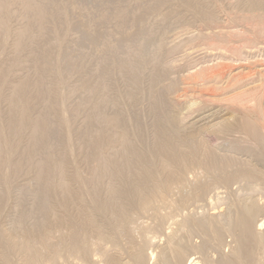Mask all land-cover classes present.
<instances>
[{
	"label": "rangeland",
	"instance_id": "obj_1",
	"mask_svg": "<svg viewBox=\"0 0 264 264\" xmlns=\"http://www.w3.org/2000/svg\"><path fill=\"white\" fill-rule=\"evenodd\" d=\"M67 2H68V4H71V5L72 4L77 5L78 9L77 10L73 9L72 11H68V13L65 17H58L57 16V18H48L47 25H46V27L49 28L51 35H53L52 40L57 41V42L58 41L61 42V50H60V53H58L59 56L57 57L56 62L58 63L59 68H60L58 70H61L62 72L60 71V74L61 73L62 74L59 77H56V78L54 77V81H55L54 84L57 85L59 90H61L62 95L60 96L59 99L57 98L56 104L58 106H60L61 104H65V103L67 104L68 103L69 105L67 104V107L65 106L66 104L63 106H65L66 108L73 110V111H77V109H75V108L80 107L81 110L78 109L79 112L77 114L79 115V113H81L82 117H86L87 112H86V109L84 112V108H87V111H88V108L91 107L90 102H92L93 100H94L93 102H95L97 99H99L96 101L97 103H98V101H100V99H101V101H100L101 103L104 102V101H102V99H104L105 93H103V94L101 93L104 96L100 95L101 91H98V93H97V89H95L96 88L95 82H98V81H94V80L98 79V77L96 78V76H98V74L96 75V72L98 71V69L94 66L95 65L97 66V64L99 66V64L101 62L100 60L103 58H105V61H106V59H107L106 57L108 55V54L105 55L103 53L101 54V51H102L101 50V44H102L103 40L110 42L111 45L117 47V49L120 48V51H118V50L115 51L116 53L111 56V58L115 56L117 59L115 57L112 59L108 58L107 62L109 64H106L107 62H105L104 63L105 66H103L106 68L109 67V70L108 69L106 70L107 71L106 73L107 74L109 73V75L111 76V77H109L111 80L109 83H112V82H115V83L117 82L118 84L120 83L119 84L120 87L118 86L119 87L118 89L116 88L117 87L116 85H118V84L117 83H116V85L114 84L116 87H113L114 85L112 83V85H110V87H112L111 88L112 91L110 90L108 95H110L112 97L114 95L113 93L115 90L121 92L122 90H119V89L120 88L122 89V87H124L125 84H127L129 82H131L130 85L135 84V86L137 88V89L134 88L133 89L134 92H132V95H133V93L136 94V95L132 96V97H134L133 104H132L133 107L130 106L131 105V101H130L131 94H129L130 92L127 93L128 94L127 97H126L127 94L124 95L126 92H128V90L130 88L129 84H127V86H125V88H124V89H126V87H129L128 89H126V90L123 89V91H126L125 93L123 92L124 93L123 95L126 97V103L124 104L125 109L128 106V108H127L128 110L126 109L125 111H128V113H129L128 116L133 121L135 119L136 120L142 119L141 117L143 116L144 122L142 120L141 121L143 123L142 125H143L144 130L142 129L141 132H138L139 133L138 135L141 134L140 136H142L144 134L142 136V139L147 137L146 139L143 140L144 143L140 142L141 143L140 145H142L140 147V149H141V152L143 151L142 154L144 155L143 156L144 160H146L147 158H149V159H147L145 162L143 160L142 163L143 164L145 163L146 164L145 166H147V164H149V165L151 164V170L147 169V167L149 165L147 167H145L143 164L142 165L144 167V170H146L148 172L150 171L151 173L156 174V175L154 174L155 177H152L153 179L150 180V182L152 181L151 182L152 184L149 183L150 186L147 184H146V186L141 185L142 192L144 193V197H146V196L148 197V195H149L148 193L150 191L154 190V193L156 194L158 191L157 189L160 188V190L163 193V196H165L164 197L165 200L160 201V203L158 205L159 209H157V211H159V210L162 211L164 213L162 215H164V216H165L166 212H168V214H167L168 217H166L167 219L165 218V220L167 222L163 221V223L160 224L163 226L160 227V225H159L160 228H158V231H157V229H156V231L154 229L155 234L153 233L152 230H151L152 233L146 232L147 233L146 237H149V239L147 238L149 240V242L145 241V242L149 243L148 244L149 246L146 247L147 257L151 256L154 253L153 256H157L156 260H158V255L161 254L162 251L165 248H167L168 243H170V242H168L169 238H167V236L170 237L173 235L176 238V237H179L180 235L183 234V236L185 235L183 238H185L187 246L188 247L190 246L189 249H186L187 252H190V254L186 253V256L189 255L188 257H186L187 258L185 260L186 264H189V262H191V261H195V262L200 261L199 264H202V263L203 264H220L223 261V260L220 261L221 259H225V260L228 259L230 261L239 260L240 264H264V245L263 244L262 245H254L249 250H242L240 255L238 257H236L233 249H235L239 245V241L236 240V238L234 237L235 236L234 234L225 233L223 240H221V241H223L222 246H221L222 243L217 245L215 242H211L210 245H206L204 247L205 243L203 241V238H201L202 236H200L201 233L197 229L196 230L195 229H187L188 227H184V232L182 229L183 225H184L183 222H185V220L188 218L195 219V218L199 217L198 219H200V217L205 218V217H207L205 215L210 216L211 214H215V213L218 215L221 213L222 214L221 216H223L225 213V215L229 214V220L232 218L234 219L235 214L237 212L236 211L237 210V208H236L237 204L236 203L238 201H239V205H240L241 202L243 203V201H244V200L241 201L242 199H247V202L248 201L250 202V200H256V201L260 202L264 199V183H263L264 182V179H263V176H264V138H263V136L264 135L262 136L263 140H261V141L259 140L257 142L253 138H251L249 135H247V133L244 130L240 129V128H242L240 126V124H242L240 120H242V118H243V116L241 117V115H243L242 114L243 112H241V110H243L244 108L250 107L251 104H253L255 102L254 100L258 99L259 97H260V99H259L260 101L259 100L258 101L262 102L261 104H263L262 107L264 108V102H263L264 101V94H262V93H264L263 92L264 91V82H263L264 81V0H67ZM117 3L118 4L121 3L123 5H126V8L128 9V17L126 19L127 23L125 25H123L120 29L115 27V25L112 22V18H111L112 17L111 14L115 10L116 5H118ZM79 9H83V10H79ZM90 21H95V22H90ZM89 23L95 24L94 27L96 29V32H94L92 34V36H90L88 44H85L86 34H87L86 29H87V26ZM61 24H63L64 26L68 25L71 27V30H69L70 32L68 35L57 33L58 30L61 29V27H62ZM237 32H238V35H237ZM239 33H240V35H239ZM222 35H223L224 39H226V36H227V38L229 37L228 39L225 40L227 42V44H225L226 42H224V39L221 38ZM218 36L220 37V39ZM253 39H255V40H253ZM218 40H221V42ZM219 43H221V44H219ZM225 45H227V46H225ZM121 47H123V48L126 47V48H130V49L133 48L136 51L135 52L136 53L135 58L132 62V68L134 69V70L132 69L133 70L132 73L134 72V74L131 73L130 75L127 74L128 76L126 75V77H128V81H127L126 77L121 76V75H123V73L121 72V67L123 66L122 63L124 61L123 58L126 57V56L123 57V55L127 54L126 53L127 51L123 52L122 51L123 48H121ZM230 48H232V49L230 50ZM232 50H233V52H232ZM231 53H233L234 55ZM109 57H110V55H109ZM121 60H122V62H121ZM215 63H216V65H215ZM210 65H211V67H210ZM106 68H104L102 70V72L105 73L104 70ZM205 68H206V70H205ZM93 70L95 71L94 75H92V73H94ZM110 70H112V72ZM249 70H251V71H249ZM115 71H117V73ZM157 71H159V72H157ZM162 71L164 74L162 73ZM26 72L28 74H32V71L27 70ZM110 72H111V74H110ZM218 72H219V74H218ZM198 73H199V75H198ZM221 73H223V74H221ZM241 73L243 75H247V76L244 77V76H242ZM51 74H56V70L54 69ZM157 74H158V76H157ZM116 75H118V76H116ZM201 75H202V77H201ZM215 75L219 76L220 78H218ZM238 75H240V76H242V78L243 77L244 78L242 79L241 77H238L237 79H235V77ZM153 76L154 77L156 76L155 80H154L155 86L152 84L153 80L152 81L150 80L153 78ZM197 76H198V78H197ZM233 76H235L234 77L235 80L233 79ZM107 77H108V75H107ZM148 77H150V78H148ZM208 77L209 78L214 77L215 80L211 79L212 80L211 81ZM90 78L92 79V81L95 85L94 84L92 85V81ZM93 78H95V79H93ZM123 78L126 79V81L123 80ZM129 78H130V80H129ZM158 78H159V80H158ZM205 78L207 80L209 79L210 82H213L212 85ZM216 78H217V80L221 79L220 81L224 80L223 81L224 83L223 82L220 83L219 81H216ZM228 78H229V80H228ZM239 78H240V80H238ZM89 79H90V81H89ZM118 79H119V81H117ZM231 79H233L234 81ZM150 81L152 82L151 84L154 87H150V86H152L150 84ZM156 81L158 84L156 83ZM205 81H207V83H209L210 85L209 84L208 85L203 84V83H206ZM124 82H125V84H124ZM214 82H215V84H214ZM229 82L230 83L232 82L233 84L231 85V87L225 88L226 85L230 84ZM87 83L90 84L92 88H90V86ZM121 83H123V84H121ZM147 83H148V85H150V86H148V87H150L149 89L147 87ZM234 83H236V84H234ZM121 85H123V86H121ZM201 85H204L203 87H205V89ZM221 85H222L223 92L221 91V87H220V91H218L219 86H221ZM223 85H224V87H223ZM192 86H194L193 89H192ZM87 87L94 93L90 94L89 90L84 91L85 89H87ZM138 87H141V88L139 89ZM197 87H198V89H197ZM217 87H218V89H217ZM151 88H152V90L150 93ZM212 88H213V91L217 90L216 91L217 94L214 93L213 91L211 92ZM94 89L96 91H94ZM141 89H143V90L141 91ZM259 89H260V91H259ZM198 90H200L201 92L202 91H204V92L200 93V91L198 92ZM206 90H208V91H206ZM117 91H115V93H117ZM136 92H139V93H136ZM207 92L208 93L211 92L210 95ZM83 93H85V94H83ZM149 93L151 96L149 95ZM193 93H195V94H193ZM212 93H214V94L212 95ZM255 93H256V95H255ZM258 94H259V97H258ZM88 96L91 99L87 98ZM141 96H142V98H141ZM162 96H163V98H162ZM206 96H208V97H206ZM83 97L84 98L86 97V99H90V101L86 100V99H83L84 102H83V100L81 101V99ZM135 97H136V99H135ZM189 97L192 100H195V102L192 101ZM195 97L197 99H194ZM200 97H202V98H200ZM217 97H221V98H217ZM94 98H97V99H94ZM199 98L202 100H198ZM50 99L51 98H49L48 101L51 104L52 100H50ZM249 99L250 100L254 99V100H251L253 103ZM127 100H129V101L127 102ZM153 100L155 101V103H153L154 102ZM196 100H197V102H196ZM160 101H161V103H160ZM78 102H80V103H78ZM82 102H83V104H82ZM93 102H92V104H93ZM162 102H163V104H162ZM206 102H209V103L207 104ZM215 102L218 104H216ZM84 103H86V105H84ZM164 103H165V105H164ZM245 103L246 104L249 103V104H247L248 107ZM42 104H41L42 106H45V105L48 106V104H45V105H44V103H42ZM134 104H136L135 107H134ZM169 104L170 105L173 104V106H170ZM87 105H89V107ZM204 105H206V107ZM215 105H217V106H215ZM39 106H40L39 104L37 107L34 106V110H35V108L36 109L39 108ZM72 106H73V109L71 108ZM74 106H76V107H74ZM229 106L232 108V110ZM81 107H83V108H81ZM130 107H132V108H130ZM172 107L174 110L172 109ZM189 107H190V109H189ZM139 108H141V109H139ZM199 108H200V111H199ZM240 108H241V110H240ZM167 109L169 111H167ZM82 110H83L85 116H83ZM172 110L177 112V114L175 115V112H173ZM137 111L139 113H137ZM154 111H156L157 113ZM162 111H164V113ZM192 111H194V112H192ZM170 112H173V113H170ZM77 114L75 113V116ZM54 115H55V117H54ZM54 115L50 116L52 118L49 117L51 119L49 121L52 122V123H50L51 124L50 126H52V124L54 126V123L57 122L56 124H58V122L60 123V121H61L60 120V121L55 122V119L59 120L62 115H58V114H54ZM80 115H79V117H80ZM153 115H154V117H152ZM162 116H164V117H162ZM166 116H167V118H166ZM79 117L76 116L75 117L76 119H75L74 116H72L70 118V119L73 118L75 123L73 124V122H69L71 125L69 124L68 128L70 129V128H72V125H74L73 127L76 130L73 128L74 129L73 131L74 132L75 131L81 132V133L75 132V134H71L73 132V131H71L70 135L75 136V137H72V136L68 135V138L71 137L70 138L71 142L69 141L70 139H67L68 140L67 141L66 138L61 135L62 133L60 134L61 135L60 136V135H57L58 133L55 131L50 132L52 138H51L50 134L47 136V138L49 137L50 140H52L53 144L55 143L53 140V138H54L53 137L54 135H52L53 133H55L57 135V137H58L57 140H59V137H62V139H63L62 141L66 140L67 143L64 141L63 144H65V143L68 144V142H70L71 144H74L72 146V149L74 148L75 151L72 150V152L75 155V157H77V158H75L72 154H71V158H69L70 156L69 157L67 156L70 159V165L72 163V165L69 166L70 167L69 171H70V175L72 177V180H74L73 182L75 183L73 186H75V185L81 186L80 183H82V182H84L85 184H88L87 181H89L92 178V170H93V168L96 167L95 165L92 166L91 167L92 170H90L91 171L90 172V171L86 170L87 168H89L87 163H83L85 158H86L85 156L87 155L85 153L87 152V145L89 142L86 141V140H88L87 136H85L86 139L84 140V133H82V131L84 132V129H83L84 127L82 124L83 123L82 119H84V118H81V117L79 118ZM188 117L190 119H188ZM173 118H175V119L177 118L175 121H177V122L179 121V123H178L179 127L176 126L177 125V123H176L174 128L171 129L173 126L170 128L169 125L170 124L172 125V122L174 121ZM61 119H62V117H61ZM152 119H153V121H152ZM69 121H72V120H69ZM77 121L79 122L80 125H78ZM152 122H154L155 125ZM164 122H169L170 124L169 123L162 124ZM144 123H145V125H144ZM75 124L78 127H76ZM153 125H154V128H156V129L153 128ZM80 126H82V128ZM166 126H169L170 129L168 130V128ZM175 128H177L176 129L177 131L175 130ZM237 128H239V129L237 130ZM152 129H154V130H152ZM162 129L163 130L166 129V131H168V132H166L164 134L165 131L163 132ZM171 130H174V131H171ZM155 131H158L159 133L155 132ZM169 131L170 132L176 131V133H170ZM153 132L156 134H154ZM152 133H153V135H152ZM168 133H169V135H172V139H170L171 137H169ZM82 134H83V140L85 142H83L81 140ZM155 135H156V137H155ZM158 135L160 136V138L163 141V143L165 144V146L167 145V148L172 151L171 154H173V155L177 154V156H174V157H177V159L178 158L180 159L184 155H185V157H186V155L190 156V157L187 156L189 159L187 158L186 160L182 159L183 158L182 157L181 158L182 160L181 161L178 160V162H176V164L174 162V165L172 164L173 169L174 168L176 169V167L180 166L181 164H179V162H182L183 160L185 162L183 161L182 163L183 164L185 163V165H186V161L188 160L187 163L189 165L191 163V161H194L196 159V161H194L195 165L192 164L193 162L191 163L194 167L191 166V169H189V170H188V165L186 167H185V165L184 166L181 165L179 171L182 172V177L184 179L183 181H184L185 185L183 184V186H181L182 188L178 191L174 190V189L172 191V188H170L169 184H167L166 180H164V178L166 177V174L164 175V171L166 169H162L161 168L162 166H160V163L162 165V160H164V159L161 160V158L163 156L158 155V154H157L158 155L157 156L155 152H153V153L151 152L152 148L155 147L153 145L157 144ZM165 135L168 137H166ZM140 136H137V138L139 137L138 138L139 141L142 140ZM174 139H176V140H174ZM44 140H45V143L47 141H49V139L47 141H46V139H44ZM113 140L115 141L114 138H113ZM59 141L62 143L61 139ZM59 141H56V142H59ZM18 142H16L18 144L17 146L15 143L12 144L14 147V153L16 154V155L15 154L13 155L14 157L12 158V161H14L16 164H18V161L20 162L24 158L23 155L25 153V152L24 153L21 152L22 150H24V144H23V149H20L21 151H19L18 148H16V147H20V146L22 147V143L19 142V143H21V144H19ZM52 142H51L50 146L52 145ZM60 142L57 146H60ZM77 142L79 145H76ZM81 142L84 144V147H83V144L80 145ZM108 142L109 141H105L103 147H105V145H108V148H109L111 145L114 144L111 142H109V144H108ZM149 142H150V144H149ZM174 142H175V144L173 145L172 143H174ZM45 143L43 144V141H42L41 142L42 146L43 145L45 146ZM49 143H50V141L47 142L46 144H49ZM145 143L147 146L145 145ZM14 144H15V146H14ZM204 144H205V146H204ZM55 145H56V143H55ZM150 146L151 147L153 146V147L149 151V148H147V147H150ZM176 146H177V150H175V149L174 150H175V152L176 151L177 152L175 153V152H173L174 150L172 148H176ZM178 146H179V148L181 147L183 149V151H185V152H186L185 149L188 148L187 150L192 151V154H193V156L195 155V157H193L190 154L191 152L189 153V151L186 152L187 154H183L184 152L182 151V149L179 150ZM202 146H204V148ZM79 147L84 148L85 151H83V154L79 153L80 151L82 152V150H83V148L80 149ZM44 148H47V145ZM142 148L145 149V151ZM205 148H207V149H205ZM105 149H107V146ZM76 150H78L79 152H76ZM206 150H207V152H206ZM148 151H149V153H148ZM203 151H205V153ZM145 152H147V153L145 154ZM78 153L81 156L82 155L83 156L85 155V156L81 157ZM150 153L152 155H156V156H154V158L155 157H160V158H157L158 160L153 159L151 157L152 155ZM76 154L78 156H76ZM207 154H208V156H207ZM209 154H210L212 161L217 156L218 157L216 159L220 158L219 160H216L217 163H219V161H222L221 159L228 158V157H229L228 159L230 161H231V157L235 161L232 160L233 163H231L228 168H226V169L223 168L224 171H229V172H225V174H224L222 172H219L220 170L222 171V169L219 168L220 166L218 164L217 165L219 167L215 164L216 161L213 162L214 163L213 166H212V163H209V162H211V161H208V160H210ZM146 155H148V156H146ZM204 155L206 157H208L209 159H207ZM72 156L74 157V159H77L76 162L77 163L79 162V164H77V165H79V166L81 165L82 169H80L81 167L77 168V166L75 164L76 162L73 163L75 160L73 159ZM79 156L82 159L78 158ZM212 156H214V157L212 158ZM16 157H18L19 159H16ZM151 158H152V161L154 160L153 162L150 161ZM72 159L74 161H72ZM159 159L161 160L160 162H158ZM152 163H153V167L155 168V170L157 167L158 168L160 167L164 171H162V173H161V171H160L161 169L159 168L160 170H158V168H157V170L155 172L154 168L152 167ZM203 163H205L207 165H205ZM234 163H235V165L240 164L239 167L233 165ZM73 164L75 165V168H74ZM208 164H211L210 168L215 167L218 170L219 169L220 170L218 171L216 169V171H218V172H215L214 169L210 170V168H208L209 167ZM155 165H157V167ZM245 165H247V166H245ZM242 166H244V168ZM84 167L86 169H83ZM182 167L184 169L187 168L185 170V172L187 170L188 171L185 173L184 169ZM235 167H238V168H235ZM245 167H247V168L249 167V169H247ZM178 168L176 170H178ZM189 168H190V165H189ZM230 168H232L233 170L239 169L240 171H248L249 170L248 172H250V170L255 171V172L257 171L256 173H258V176L255 177V179H249V178L244 179V177L240 178L239 176H241V175L237 176V173L233 172V170ZM250 168H252V169H250ZM73 169L76 172V174L81 173L80 175H82L79 177V179H80L79 182H78V178H77L78 175L76 176ZM175 169H174L175 174L176 175L180 174V172L178 173V171H176ZM3 170H4L3 171V174H4L3 179L6 180V182H5L6 184L4 183L3 179L0 180L1 181L0 187L3 188V189L0 188V192H2V193H0V198H1L0 200L3 201V202L0 201L2 204L0 206V208L2 209V211L0 212V247H1V249H2V247L8 248L6 264H35L31 257L24 256V254H22V253L21 254L23 256L20 255V253L18 252V249H17L18 247H16V245L18 243H21L24 226H25V230H30V229H34L36 226H38V227L42 226L45 224L44 222H46V218L40 214L41 211L39 212L38 209H34L35 212L37 211L36 214H34L35 212L32 209L33 208L32 204H33L34 208H36L39 205L38 203L41 200H37V199H38V197L41 196V194H43L42 190H41V188H38L39 185L35 181L36 178H32L33 177L32 174L29 173L28 177H30V178L28 179L27 173H26L27 169L25 170V168H24V170H23L26 173V177H27L26 179H23V181L25 180L26 183H25V181H24V183H22L23 182L22 178L25 176L24 175L25 173L22 171L21 172L22 178H20L21 175H19V177H18V179H20V180H18V182L20 181V184L18 182H16V180H15L16 176L12 174L13 172L11 171L12 169L10 167H5ZM78 170H80L81 172H79ZM84 170H86V172ZM152 171H154V172H152ZM158 171H160V173ZM166 171H165V173H166ZM236 172H238V171H236ZM88 173L91 175H89ZM219 173L220 174L222 173V175H225V176H226V174H227V176L234 175L238 178L236 179L235 177L232 176V178H235L236 180H233L232 178H231L232 180H229V178L227 176L223 177L222 175H219ZM87 174L89 175L87 178L90 177L88 180L85 178V176H87ZM157 174L158 175L163 174V176H165V177L159 175L158 178H156ZM260 174H263V175H260ZM176 175H175V178H176ZM13 176H14L13 180L15 182L11 181ZM179 176H181V175H179ZM82 177H84L83 179H86V181L83 180ZM106 177H108V176H106ZM160 177H163V179L161 178V182H163V183L165 182L164 186L166 187V185H167L170 188L169 191H171V192H169L167 189L164 190L163 188H165V187L162 186L163 184L161 182L158 183L159 180H157V179H160ZM168 177H169V180H171V177L169 174H168ZM9 178H10V181H9ZM74 178L75 179L77 178V179L75 180ZM219 178H221V180H219ZM222 178L227 179L228 183H223ZM258 178L263 179V181L259 180ZM108 179L111 180L109 177H108ZM108 179L105 180V184H103L104 181H102L103 182L102 185L108 187V188L103 187L104 191H107V189H110L113 186L111 183L112 180L107 182L108 184L106 185V181H108ZM165 179H168V178L166 177ZM177 179H179L178 176H177ZM202 179L203 180L206 179V181H207L206 183H210V182L213 183L214 182L217 186L213 183L215 185V186H213L214 188L212 187V190H209L208 193H206L204 196H201L203 199L202 198L201 199L195 198L194 200L190 199L189 201H187V199L189 197L191 198L193 196L192 194L195 195V193H194L195 190L198 191V188H195V187L197 185H198L197 187H199V184H201V186L204 184L203 182H205V181H203ZM153 180H156L157 182L154 181V183H155L154 184ZM169 180L167 181L168 183L170 182ZM201 180L203 181L202 183H201ZM28 181H29V184H28ZM75 181H77V183ZM199 181H200V183H199ZM109 184L112 186L111 187L108 186ZM156 184H159V185L161 184V185L160 186L158 185L159 186L158 187ZM137 185H139V184H137ZM256 185H257V187H255ZM35 186H36V188H35ZM82 186L86 188V186H84V184ZM151 186L154 189H152ZM139 187H140V185H139ZM144 187H147V188H145V190H148V193H146L143 190ZM149 187H151L150 191H149ZM76 188H77V186H76ZM85 188L84 189L82 188L83 190L81 188L80 189L84 192V191L88 190V189L85 190ZM155 188H157L156 191H155ZM4 189L7 191H5ZM23 189H24V191H22ZM38 189H40L41 191L39 192ZM77 189L80 190L79 187ZM3 190L5 191V193ZM78 190H77V192L80 193V191H78ZM21 191L23 192L22 194L24 195V198H22L23 195L21 194ZM33 191L35 192V194H33ZM161 191L160 192L158 191L157 194H160ZM86 192H84L85 195L86 194L89 195L88 192H90V188H89L88 192L87 193ZM139 192H137L138 195L135 193L136 195L134 194V195H132V197L134 199L137 198L136 200H138V197L140 199V197H141L140 193L142 194V196H143V193L142 192L139 193ZM27 193H29V194H27ZM19 194L22 196H20ZM26 194L28 196L33 194L30 197H32V198L34 197V199H36V195H37L38 197H37L36 201H38V202H35L34 199H32V198L31 199L29 198L27 200ZM80 194L82 197H86V196H84L83 193H80ZM132 194H133V192H132ZM145 194H147V195H145ZM150 195L152 197L153 193L150 192ZM19 196H20V198H18ZM42 196L44 199V195H42ZM156 196H153V197H156ZM127 197L121 199L122 201L124 199V202L121 201V204L125 208L128 204H130L127 206V212L128 211H129V213L133 212L132 218L134 221H136V222L138 221V224H140V226L141 225L143 226V223L144 224L147 223L144 226V228H146V226H148V227L151 226L150 225L151 223L152 224L155 223L154 225H156V223H157L156 217H155L156 211L152 212L153 215L155 214V216L152 215L153 218L150 215L151 212L150 213L144 212V214H142L143 211H142V209L140 210V207H139L140 205L138 206V203L141 201V199H140V201L138 200L139 202L137 201V203H136L134 201H132V202L130 201L133 199L130 194ZM148 198H150V197H148ZM40 199H41V197H40ZM259 199H260V201H259ZM5 200H6L7 205L5 204ZM31 200H33L35 204L31 203V202H33ZM184 200H186V202H184ZM125 201H127L128 203L126 204ZM133 202L136 203L138 207L136 206L134 208L135 204L133 205L132 204ZM262 202H264V201H262ZM84 204H85L84 202L81 203V207H83L81 212H83L84 208H85L84 212L86 210H88V207H87L88 203L86 204V206ZM235 204H236V206H235ZM132 206H133V208H132ZM30 207H32V208H30ZM37 208H39V206ZM226 208L229 209L228 213L226 212L227 211ZM230 208H233V209L236 208L235 212L233 209L230 210ZM129 209H131V210H129ZM135 209L137 212L135 211ZM138 210H140L141 212ZM31 211H33V212H31ZM72 211H74V210H72ZM72 211L71 212L69 211V214L71 213L70 215H75L73 217H75V218L77 217V218H76V220H75V218H72V220H75V221H72L71 220L72 216H71L70 219L68 220L69 221L68 223L70 225V222H74V223H72V225H76L75 228H77V221H79V219H78L79 216H78L77 212L75 213ZM169 211H170V214H169ZM162 212H160V213H162ZM30 213H31V216H30ZM32 213L35 215V217ZM69 214L67 215L68 217H69ZM83 214L85 215L86 213H83ZM157 214H159V212H157ZM37 215H38V217H37ZM86 215L90 216L88 213ZM132 215L130 214L129 217ZM185 216H187V217L184 220ZM263 217L264 216L260 217L259 219L264 221ZM98 220H99L98 222H100V224H101L102 221L99 218H98ZM181 220H184V221H181ZM229 220H228V222H229ZM75 222H76V224H75ZM139 222H142V223H139ZM176 222L180 223V226H177L179 224H177ZM228 222L225 221L224 226L227 225ZM35 223L36 224L38 223V225L35 226ZM79 223H80V221H79ZM174 223H176V225ZM29 224H30V228H29ZM109 225L110 224L106 225L109 228V229L107 228L108 230L106 228H104L106 226H104L103 224L101 225V226H104L103 230L105 229L104 231L106 233L110 232L111 225H110V227H109ZM170 225H171V227H170ZM178 227H180L182 230L178 231L180 229ZM162 228H163L164 232L162 231ZM77 229L79 230V228H77ZM159 229L161 230V232ZM185 229L187 231H185ZM119 231L117 233L116 231L111 229V232H112L111 234H113L114 237H111L108 234V237H110L108 239L109 243H108V241L106 242L104 240V246H101L103 249H101V247H98L100 249H97V245L100 246L102 244L99 245L98 242H97L98 244L95 242V239L98 240L99 238L96 237L97 235L95 233H93L94 235H96L95 236L96 238L94 237V239H93L94 244H96V245H94L93 248H95L94 250L97 249L98 254L96 253V251L94 252V250H93V257L91 255V258L94 259V255L97 254L95 256V260H97V261L100 260V262H104V261L106 262V260H109L108 257L111 256V254L113 253L112 256H114L116 259L118 257H120L122 261H123V258L125 261L126 258L129 257V254L127 252L129 247H131L130 249H132V248L137 246L136 244L139 242V240L143 241L142 240L143 238L146 239L145 236L143 237V235H145L146 233H141V235H142L141 236L140 233L138 232L139 230L138 231L133 230L132 232H130L126 229H124L123 231L121 229V234H119ZM173 231H175L176 234L177 233L178 234L180 233V234L176 235ZM113 232H116L118 235L116 233H115L116 234L115 235ZM132 233H133V235H132ZM261 233H262V237L264 239V227H263ZM130 234L132 236H130ZM163 234H165L166 236ZM120 235H121V237H122V235L124 237V238L122 237V239H124V240H121L122 244H123V241H125L126 244L128 243L127 245L130 244L128 248H127V246H124V245H126L125 242L123 245L120 244L121 242H118L119 243L118 246L112 245L111 238L114 239L117 237L119 240V239H121V238H119ZM154 235H156V236H154ZM7 236H9V237L12 236V240L10 242L7 240ZM93 236H91V238H93ZM163 236H164V238H163ZM53 237L54 236H51V240L53 239ZM130 237L133 239V242L135 241L134 242V243H136L135 245L132 242V239ZM140 237H143V238H140ZM175 238H173V239H175ZM177 239H181V236H180V238H177ZM177 239H175V242ZM53 240H54V242L56 241L55 243L57 244V246L53 242L51 243V241H50V245L54 244L56 247H58V245H61V246L63 245L62 248L64 249L65 246L63 244L62 239H58V241L62 242V244L60 242H57V238L53 239ZM99 240H101V239H99ZM181 240L184 241V239H181ZM92 241H91V243H92ZM102 242H103V240L100 243H102ZM188 242H190V243L188 244ZM212 243H214V244H212ZM32 244H33V246H36L37 248L39 247L38 242L36 240L32 241ZM108 244H110L112 251L115 250L114 251V252H116L115 255H114V252H112L110 250V248L108 249L105 247V246L108 247L109 246ZM165 244H167V245H165ZM192 244H193V246H192ZM51 246H53V245H51ZM55 246L50 247L51 251L48 253H52L53 250L55 252H57L58 248L56 249ZM162 246L164 248H161ZM199 246H202V248L204 247L207 249H204L205 251L203 250V252H202V251H200V249H202V248L200 247V249H199ZM118 247H120V249ZM219 247H220V249H219ZM105 248H106V250H105ZM126 248H127V250H126ZM197 248L199 249V253L197 252L198 251ZM60 249L61 248L59 246L58 250H60ZM116 249H119L118 253L120 250H122L120 252L121 254L120 253L118 254L119 256L117 255ZM38 250H39L40 256L45 257L48 255L47 251H44L43 249H40V248ZM100 250L103 254L100 253ZM108 250H110L111 252L110 251L107 252ZM190 250L193 252L195 250V252L193 253ZM54 251H53V253H54ZM123 251H124V253H123ZM105 252L108 253L109 255L106 254ZM129 252H130V250H129ZM122 253L125 255L126 258L123 257L124 255L122 256ZM126 253L128 254V257L126 256L127 255ZM100 254L102 256H98ZM116 256H118V257H116ZM96 257L100 258V259H96ZM102 258H105V260ZM120 258H118V259H120ZM188 260H190V261L188 262ZM201 261H202V263H201ZM152 262H151V264H152ZM100 264H102V263H100ZM105 264H107V262ZM172 264H174V263H172Z\"/></svg>",
	"mask_w": 264,
	"mask_h": 264
},
{
	"label": "bare ground",
	"instance_id": "obj_2",
	"mask_svg": "<svg viewBox=\"0 0 264 264\" xmlns=\"http://www.w3.org/2000/svg\"><path fill=\"white\" fill-rule=\"evenodd\" d=\"M73 9L77 10L78 9L77 5L68 4L67 0H0V180L4 178V174H3L4 170L3 169L5 167H10L12 169L11 171L13 172L12 174L15 175L16 178H17V179L15 178L16 182H18V180H20V179H18V177H19V175H21L20 178H22V173L21 172L25 168V170L27 169L26 170L27 171L26 172L27 173V177L29 176V173L32 174V176H33L32 178H36L35 181L39 185L38 188H41V190H42L43 194H41V196H40L41 199H40V197H38L36 195V199L38 197L37 200H41L38 203L39 204L38 205L39 208H37L38 206L36 208H34L33 204H32L33 208L32 207H30V208H32L33 211H34V209H38L39 212L41 211L40 214L43 215V217L46 218V222H44L45 223L44 225L39 226V227L36 226V225H38L39 222L37 224L35 223L36 227L35 228L33 227L34 229H30V230H25V226H24L21 243H18L16 245V247H18L17 249H18V252L20 253V255L24 254V256L31 257L35 264H98L100 262V260H98V261L95 260V256L98 254L97 253V249H100L98 247L104 246V240L106 242L108 241V243H109L108 239L110 237H108V234H109V236L114 237L113 234H111L112 233L111 229L116 231L117 233L120 230L119 234H121V229H122V231L124 229H126V230H128L130 232H132L133 230H137V231L139 230L138 232L140 233V235H141V233H146V232L147 233H152L151 230L154 233L156 231V229L158 231V228L163 226V225H160V224L163 223V221H166L165 218L168 217L167 216L168 212H166V214L164 216V215H162V214H164L162 211H160V210L157 211V209H159L158 205H159L160 201L165 200V198H164L165 196H163V193L160 190V188L157 189L161 184L160 185L156 184L157 186L158 185L159 186L158 187L156 186L157 188H155V191H156V189L159 192L161 191L160 194H157L158 191H157L156 194L154 193V190L150 191L152 186L149 187V191L153 193V196L157 195L156 197H153V196L151 197L152 194L150 195V192L148 193V190H145V188H147L148 186L144 187L143 190L146 193L149 194L148 197H150V198H148L147 196L144 197V193L142 192L141 185L146 186V184H147V185L150 186V184H152L151 183L152 181L150 182V180L153 179L152 177H155L154 176L155 173H151L150 171L148 172V171L144 170L143 165L145 166L146 164L142 163L143 160H144V157H143L144 155L142 154L143 151L141 152V149H140V147L142 146V145H140L141 144L140 142H143V140L146 139L147 137L142 139V136L144 134L142 133L143 135L140 136L141 134L138 135L139 134L138 132H141L142 129H143V125H142L143 124L142 121L144 122L143 116L141 117L142 119H137V120L135 119L133 121L128 116V114H129L128 111H125L128 108V106L125 109L124 104L126 103V97L128 96L127 93H129V92H130L129 94H131V99H130L131 105L130 106L133 107L132 104H133L134 97H132V96H134L136 94L133 93V95H132V92H134L133 89L136 88V86H135V84H131L130 85L131 82L127 83V84H129L130 88L126 87V89L129 88L128 92H126V91H123L125 86H127V84H125V82H124L125 86L122 87V89L121 88L119 89V90H122L121 92H119V91L114 89L115 91H117V93H115V91H114V93L112 92L114 94L112 97L110 95H108V93L110 92V90L112 88V87H110V85H112V83H113V85L114 84L116 85L117 82L116 83L115 82L109 83L111 81L109 77H111V76L109 75V73L108 74L106 73L107 72L106 70L107 69L109 70V67L106 68V67H103V66H105L104 63L107 62V59L111 58V56L116 53L115 51H117V50L120 51V48L117 49V47L112 46L110 42L104 41V40L102 41V44H101V50H102L101 54L102 53L105 54V55L108 54L107 57H106L107 59H106V61H105V58L101 59L100 60L101 62L99 64V66H98V64H97L98 67L96 65L94 66V67H96L98 69V71L96 72V75L98 74V76H96V78L98 77V79L94 80V81H98V82H95L96 83V88L95 87L94 88L97 89V93H98V91H101L100 92L101 96H104L102 94L105 93L104 99H102V101H104V102L101 103L100 102L101 99H100V101H98V103H97L96 101L99 100V99L94 98V99H97V100L95 102H93L94 100L92 99L93 100L92 101L93 104H92V102H90L91 103V107L88 108V111H87V108H84V112H85V109H86V112H87L86 117H82V114L79 113V115L81 114L80 117L84 118V119H82L83 120L82 124H83V127H84L83 128L84 132L81 130L82 133H84V140L86 139L85 136H87L88 140H86V141L89 142L88 145L86 144L87 145V152L85 154H87V155L86 156L84 155L86 158H85V160L83 159L84 160L83 163H87V165L89 166L90 169L89 168L86 169L85 167L83 169H86V170L90 171V170H92L91 169L92 166L95 165L96 167L93 168V170H92V178L89 181H87L88 184H85L84 182L80 183L81 186L84 184V186H86V188L83 187V186L82 187L78 186V185L73 186L75 183L73 182L74 180H72V177H71L70 171H69V169H70L69 166L72 165V163L70 165V159L69 158H71V154L75 157V155L72 152V150H74V148L72 149V146L74 144L70 143L71 142V139H70L71 137L68 138V135H70V132L73 131L75 128L73 127L74 125H72V128L69 129L68 125L70 124L69 122H73V124L75 123L74 119L73 118L70 119V118L72 116H74V118L76 116L79 117V115L77 113L79 112L78 109H80V107L78 106L79 108H75V109H77V111H73V110H70V109L66 108L68 103L67 104L65 103L66 105L65 104H61L60 106H58L56 104L57 98L59 99L60 96L62 95L61 90H59L57 85L54 84V82H55L54 81V77L55 78L59 77L62 74V73L60 74L61 70H58L60 68H59L58 63L56 62L57 57L59 56L58 53H60V50H61V42H59V41L57 42V41L52 40L53 35H51V33L49 31V28L46 27L48 18H57V16L58 17H65L67 15L68 11H72ZM79 10H83V9H79ZM111 16H112L111 17L112 18V22L115 25V27L120 29L123 25H125L127 23L126 19L128 17V9L126 8V5H123L121 3L116 5V8L113 11V13L111 14ZM90 22H95V21H90ZM61 26H62L61 29H59L57 33H59V34H67L68 35L69 32H70L69 30H71V27L68 26V25L64 26L63 24H61ZM94 26H95L94 23H89L88 24L87 29H86L87 34H86V42H85V44H88L90 36H92V34L94 32H96V29H95ZM237 35H238V32H237ZM239 35H240V33H239ZM221 38H223V35L221 36ZM228 38L226 36V39H228ZM219 39H220V37H219ZM226 39H224V42H226L225 41ZM253 40H255V39H253ZM218 41L221 42V40H218ZM219 44H221V43H219ZM225 44H227V42ZM225 46H227V45H225ZM121 48H123V47H121ZM232 48H230V50ZM122 51L123 52L127 51L126 52L127 54L123 55V57L124 56H126V57L123 58L124 59V61L122 63L123 66L121 67V72L123 73V75H121V76L126 77L127 74L130 75L132 73V71L134 70L132 68V62H133V60L135 58V55H136L135 52L136 51L133 48L130 49V48H126V47L123 48ZM232 52H233V50H232ZM231 54H233V53H231ZM109 55H110V57H109ZM114 57H112V58H114ZM121 62H122V60H121ZM106 64H109V63L107 62ZM215 65H216V63H215ZM210 67H211V65H210ZM104 68H106L104 70L106 74L104 72H102V70ZM54 69L56 70V74H51ZM27 70L32 71V74H28L26 72ZM205 70H206V68H205ZM110 71L112 72V70H110ZM249 71H251V70H249ZM111 72H110V74H111ZM115 72L117 73V71H115ZM157 72H159V71H157ZM162 73H163V71H162ZM94 74H95V71H94V73H92V75H94ZM132 74H134V72ZM218 74H219V72H218ZM221 74H223V73H221ZM107 75H108V77H107ZM198 75H199V73H198ZM240 75H238L236 77L233 76V79H234V77H235V79H237L238 77L242 78V76H244V77L247 76V75H243V74H242V76H240ZM116 76H118V75H116ZM157 76H158V74H157ZM215 76H217V75H215ZM155 77L153 76V78L150 79L151 81L153 80L152 81L153 83L150 81V84L152 83L154 85ZM201 77H202V75H201ZM217 77L220 78L219 76H217ZM148 78H150V77H148ZM197 78H198V76H197ZM90 79H89V81H90ZM93 79H95V78H93ZM126 79L128 81V77H126ZM126 79L123 78V80H125V81H126ZM209 79L210 80L211 79L215 80L214 77L213 78L210 77ZM209 79L208 80L206 79V80L209 81ZM233 79H231V80H233ZM129 80H130V78H129ZM158 80H159V78H158ZM220 80L221 79L217 80V78H216V81H219L220 83H222L224 81V80L223 81H220ZM228 80H229V78H228ZM238 80H240V78ZM91 81H92V79H91ZM117 81H119V79ZM207 81H205L206 83H203V84H207L208 85L209 83H207ZM232 82L231 83L229 82L230 84L226 85L225 88L231 87V85L233 84ZM148 83H147V87L150 86V85H148ZM156 83H157V81H156ZM210 83L212 85L213 82H210ZM90 84H88V85L90 86V88H92ZM93 84L94 83L92 81V85ZM119 84L116 85L117 87L115 85L113 87H116L118 89L120 87ZM121 84H123V83H121ZM214 84H215V82H214ZM234 84H236V83H234ZM153 85L150 86V87H154L155 86V85L154 86ZM121 86H123V85H121ZM194 86H192V89H193ZM201 86L203 87L204 85H201ZM88 87L84 91L89 90V93L93 94L94 92H92ZM150 87H148V89ZM220 87H221V91L223 92L222 85L219 86V89L217 87L218 91H220ZM223 87H224V85H223ZM138 88L140 89L141 87H138ZM203 88L205 89V87H203ZM95 89H94V91H96ZM126 89H124V90H126ZM197 89H198V87H197ZM142 90L143 89H141V91ZM151 90H152V88L150 89V93H151ZM200 90H198V92ZM204 91H202V92H204ZM206 91H208V90H206ZM212 91H213V88H212L211 92ZM216 91H213V92L217 94ZM259 91H260V89H259ZM123 92L124 93L126 92V93L124 94ZM202 92L200 91V93H202ZM136 93H139V92H136ZM150 93H149V95H150ZM210 93H208V94L210 95ZM214 93H212V95ZM83 94H85V93H83ZM123 94L124 95L127 94L126 97ZM193 94H195V93H193ZM262 94H264V93H262ZM255 95H256V93H255ZM206 97H208V96H206ZM258 97H259V94H258ZM49 98H51L50 100H52L51 104L48 101ZM87 98H90V97L88 96ZM141 98H142V96H141ZM162 98H163V96H162ZM200 98H202V97H200ZM200 98L198 100H202ZM217 98H221V97H217ZM83 99H86V97L85 98L83 97L81 99V101ZM90 99H86V100L90 101ZM135 99H136V97H135ZM194 99H197V98L195 97ZM259 99H260V97L258 99H255V100L251 99V100L255 101L254 103L249 99L253 104H251V106L248 107L247 104H249V103H247V104L245 103L248 108H244L243 110H241V108H240L241 112H243L242 113L243 115H241V117L243 116V118H242V120H240L241 123H242V124H240V126L242 128H240V129L244 130L247 133V135H249L251 138H253L257 142L259 140L260 141L263 140V138H264V136H263L264 135V108L262 107V105H263V104H261L262 102H259L260 101ZM128 101L129 100H127V102ZM192 101L195 102V100H192ZM83 102H84V100H83ZM83 102H82V104H83ZM196 102H197V100H196ZM42 103H44V105L48 104V106H46V105L42 106L43 105ZM78 103H80V102H78ZM153 103H155V101ZM160 103H161V101H160ZM206 103L208 104L209 102H206ZM38 104L40 105L39 108H37V109L35 108V110H34V106L37 107ZM136 104H134V107L136 106ZM162 104H163V102H162ZM173 104L172 105L169 104V105L173 106ZM216 104H218V103H216ZM63 105H65L66 107L63 106ZM84 105H86V103H84ZM164 105H165V103H164ZM87 106L89 107V105H87ZM204 106L206 107V105H204ZM215 106H217V105H215ZM74 107H76V106H74ZM132 107H130V108H132ZM71 108L73 109V106ZM81 108H83V107H81ZM141 108H139V109H141ZM172 109H173V107H172ZM189 109H190V107H189ZM231 110H232V108H231ZM138 111H137V113H139ZM167 111H169V110L167 109ZM199 111H200V108H199ZM82 112H83V110H82ZM84 112H83V116H85ZM154 112H156V111H154ZM162 112L164 113V111H162ZM173 112H175V111H173ZM173 112H170V113H173ZM192 112H194V111H192ZM75 113L77 114L76 116H75ZM54 114L62 115L61 116L62 119H61V117H60V119L58 118L59 120L55 119V122L61 120L60 123L58 122V124H56L57 123L56 122V123H54V126H53V124H52V126H50L51 125L50 123H52L51 121H49V120H51L50 118H52L50 116H52ZM176 114H177V112H175V115ZM54 117H55V115H54ZM152 117H154V115ZM162 117H164V116H162ZM166 118H167V116H166ZM176 119L173 118L174 121L172 120L173 121L172 125L169 122H164L162 124L169 123L170 124L169 125L170 128L173 126L171 128V129H173L174 126L177 123L176 126L179 127V125H178L179 121L178 122L175 121ZM188 119H190V118L188 117ZM69 120H72V121H69ZM152 121H153V119H152ZM154 122H152V123L154 124ZM78 125H80L79 122H78ZM144 125H145V123H144ZM154 125H153V128H154ZM169 126H166L168 128V130L170 129ZM76 127H78V126L76 125ZM80 127L82 128V126H80ZM154 129H156V128H154ZM154 129H152V130H154ZM176 129L177 128H175V130ZM238 129L239 128H237V130ZM51 131L57 132L58 133L57 135H60L62 133L61 135L63 137H65L66 140L70 139L69 140L70 142H68V144H66L67 142H66V140H64L66 143L63 144L64 141H62L63 140L62 137H59V140L61 139V141H62V143H61L59 140H57L58 139L57 135L55 133H53L52 134V135H54L53 136L54 137L53 140L56 143V145H55V143L53 144L52 140H50L49 137L47 138V136L49 134L51 136V133H50ZM158 131H155V132H158ZM171 131H174V130H171ZM176 131L175 132H170L169 131V132L170 133H176ZM73 132L71 134H75V132H77V131H75L74 133ZM78 132H80V131H78ZM163 132L165 134L168 131H166V129H164ZM153 133H152V135H153ZM154 134H156V133H154ZM168 135H169V133H168ZM70 136H72V135H70ZM137 136H140L142 140L139 141L138 140L139 137L137 138ZM262 136H263V138H262ZM72 137H75V136H72ZM155 137H156V135H155ZM166 137H168V136H166ZM169 137H171L170 139H172V135H169ZM51 138H52V136H51ZM113 138L115 139V141L113 140ZM44 139H46V141L49 139L50 143L46 144L49 141H47L45 143ZM81 140L83 142H85L83 140V134H82V139ZM157 140L158 141H157L156 145L152 144L153 146H155L154 148H152L153 146L152 147L150 146V147H147V148H149V151L152 148V150H153V151L151 150L152 153L155 152L156 155L158 154V155H162L163 156L161 158V160L162 159H164V160H162V165L160 163V166H162L161 167L162 169H166L167 170V171L165 170L166 173H165L164 170H162L159 167L161 169L160 170L157 167V165H155V166L158 168V170L161 171V173H162V171H164V175L166 174V177L168 179H165L166 177L163 176V174H159V175L165 177L164 180H166V183L169 184L170 188H172V191H173V189L178 191V190H180L182 188L181 186H183V184H184V181H183L184 179L182 177V172H180L179 169H180L181 165H183V166L185 165V163L183 164L182 162L184 160H186L190 156L186 155V157H185V155H184V156H182L183 158L181 157L184 160L182 162H179V164H181V165L178 166L179 168L176 167V169L178 168V170H176L174 168L176 171H178V173L180 172V174L176 175L175 171L173 169L174 162L176 164V162H178V160L181 161L182 159L181 158L177 159V157H174V156H177V154H174V155L171 154L172 151L167 148V145L165 146V144L163 143V141L161 140L159 135L157 137ZM174 140H176V139H174ZM18 141L22 143V147L20 146V147H16V148H18V150L21 151L20 149H23V144H24V150H22L21 152L22 153L25 152V153L23 155L24 158L22 160L20 159L21 161L20 162L18 161V164H16L14 161H12V158L14 157L13 155L15 154L14 153V147H13L12 144L15 143L16 146H17L18 144L16 142H18ZM42 141H43V144L45 143V146L47 145V148H44L45 147L44 145H43L44 147L42 146V144H41ZM56 141L60 142V146H57L59 144V142H56ZM105 141H109V142L114 143V144L111 145V146L109 145L110 146L109 148H108V145H105V147H103ZM51 142H52V145L50 146ZM109 142H108V144H109ZM21 143H19V144H21ZM15 144H14V146H15ZM82 144L83 143L81 142L80 145H82ZM149 144H150V142H149ZM172 144L174 145L175 142L172 143ZM76 145H79L78 142L76 143ZM145 145H146V143H145ZM106 146H107V149H105ZM204 146H205V144H204ZM204 146H202V147L204 148ZM83 147H84V144H83ZM82 148H80V149H82ZM172 149L173 150L174 149L177 150V146H176V148H172ZM178 149L181 150L182 148L181 147L179 148V146H178ZM187 149H185L186 152H188V151H189V153L191 152L190 154L193 156L192 151L187 150ZM205 149H207V148H205ZM143 150L145 151V149H143ZM175 150L173 152H175ZM83 151H85L84 148H83L82 152L81 151L79 152L78 150H76V152H79V153H82V154H83ZM149 151H148V153H149ZM182 151H183V149H182ZM183 152H182L183 154H187L185 151H183ZM203 152L205 153V151H203ZM206 152H207V150H206ZM146 153L147 152H145V154ZM156 155H152L151 157L153 159L158 160L157 158H160V157H155L154 158V156H156ZM67 156L68 157L70 156V157L68 158ZM76 156H78V155L76 154ZM80 156L78 158H80ZM146 156H148V155H146ZM207 156H208V154H207ZM18 157H16V159H19ZM74 157H73V159H74ZM193 157H195V155ZM209 157H210V154H209ZM213 157L214 156H212V158ZM75 158H77V157H75ZM152 158L150 159V161H152ZM206 158L209 159L208 157H206ZM216 158H214L213 161H212L211 157H210V160H208V161H211L209 163H212V166L214 164L213 163L214 161L220 159V158L219 159H216ZM228 158L221 159L222 161H219V163H217V161H216V163H215L216 165L218 164L220 166L219 167L217 165L219 168L222 169V171L220 169H219L220 170L219 171L215 167L210 168L211 164H208V166H209L208 168H210V170L214 169L215 172L219 171V172H222V173L225 174V172H229V171H224L223 168H225V169L228 168L230 166V164L233 163L232 160H234L231 157V161H232L231 162ZM73 159H72V161L75 160L73 162V163H75L77 159H74V160ZM80 159H82V158H80ZM147 159H149V158H147ZM146 160H144V162ZM161 160L159 159L158 162H160ZM194 161H196V159ZM194 161H191V163L193 162L192 163L193 165H195ZM187 162H188V160L186 161L185 167L188 165ZM191 163L189 164L190 168H189V165H188V170L191 169V166L194 167ZM75 164H76L77 168L81 167L80 169H82L81 165L80 166L77 165V164H79V162L78 163L76 162ZM203 164H205V163H203ZM148 165L149 164H147V166ZM205 165H207V164H205ZM233 165H235V163ZM239 165H235V166L239 167ZM73 166L75 168L74 164H73ZM147 166H145V167H147ZM149 166L148 167L150 169L148 167H147V169L151 170V164ZM245 166H247V165H245ZM152 167H153V163H152ZM238 167H235V168H238ZM242 167L244 168V166H242ZM157 168H156V170H157ZM232 168H230V169H232ZM245 168H247V167H245ZM186 169H184V172H185ZM216 169L218 171H216ZM247 169H249V167ZM250 169H252V168H250ZM86 170H84V171L86 172ZM154 170H155V168H154ZM156 170H155V172H156ZM73 171H74V169H73ZM78 171L81 172L80 170H78ZM160 171H158V172L160 173ZM236 171H238V172H236ZM248 171H240L239 169L233 170V172L237 173V176L241 175L239 177L240 178L244 177V179L245 178L255 179V177L258 176V173H256L257 171L256 172L255 171H251V170H250V172H248ZM152 172H154V171H152ZM26 173L24 174L25 176L22 178V181H23V179L27 178L26 177ZM222 173L221 174L219 173V175H222ZM75 174H76V172H75ZM80 174L81 173L76 174V176L78 175V177H77L78 178V182L80 180L79 177L82 176ZM88 174H87V176H85V178L87 180L90 178V177L89 178H87V177L89 175H91V174H89V175ZM168 174L170 175L171 180H169ZM159 175L157 174L156 178H158ZM175 175H176V178H175ZM179 175H181V176H179ZM260 175H263V174H260ZM106 176H108L112 181L109 180L108 177H106ZM177 176H178L179 179H177ZM222 176L226 177L227 174H226V176L225 175H222ZM229 176H227L229 178V180H232V179L236 180L238 178V177H236L234 175H232V176L235 177L236 179L232 178V176H230V177ZM163 177H160V179H157V180H159L158 183L161 182V178L163 179ZM29 178L30 177H28V179ZM83 178L84 177H82V179ZM13 179H14V176L11 179V181H14ZM86 179H83V180L86 181ZM106 179H108V181H106V185L108 184L107 182L111 181L113 186L110 185L111 184L110 183L108 186H110V187L112 186V187L110 189H107V191H104V188H106L107 186L102 185V183H103L102 181H104L103 184H105V180ZM222 179H223V181H222L223 183H228L227 179H225V178H222ZM263 179H264V176H263ZM263 179L260 178L259 180L263 181ZM3 180H4V183H5L6 180L5 179H3ZM168 180L170 181L169 183L167 182ZM202 180H201V183L203 181H205V182H203L204 184L202 186H201V184H199V187H197L198 186L197 185L195 188H198V191L195 190L196 191V192L194 191L195 195L192 194L193 196L191 198L189 197L187 199V201H189L190 199L194 200L195 198L196 199H198V198L201 199L202 198L201 196H204L206 193H208L209 190H212L213 186L216 185L214 182L213 183L215 185L212 182L206 183L207 182L206 179L203 180V181ZM219 180H221V178H219ZM9 181H10V178H9ZM24 181L22 183H24ZM154 181H156V180H153V183H154ZM75 182L77 183V181H75ZM18 183L20 184V181ZM25 183H26V181H25ZM161 183L163 184L162 186L165 187L164 186L165 182L164 183L161 182ZM199 183H200V181H199ZM28 184H29V181H28ZM137 184H139L140 187ZM257 185L255 187H257ZM76 186H77V188L79 187V189L80 188L81 189L85 188V190L86 189L89 190V188H90V192H88V190H86L89 193V195H87V194L85 195L84 192H86V191L83 192L82 191L83 189L82 190L81 189L78 190L76 188ZM167 187L168 186L166 185V187L163 188V189L164 190L167 189L169 191L170 188L169 187L167 188ZM35 188H36V186H35ZM1 189H3V188H1ZM152 189H154V188L152 187ZM41 190L38 189L39 192ZM77 190L80 191V193H83L84 196H86V197H82L81 194L79 192H77ZM5 191H7V190H5ZM5 191H4V193H5ZM22 191H24V189ZM22 191H21V194L23 193ZM34 191H33V194H35ZM139 191L143 193V196H142V194ZM132 192H133V194H132ZM137 192H139L140 195H141V197H140L141 201H140V199L138 197V200L140 202L138 200H136L137 198L134 199L132 197V195H134L135 193L138 195ZM169 192H171V191H169ZM0 193H2V192H0ZM27 194H29V193H27ZM27 194H26L27 200L29 198L31 199L32 197H30V196H32L33 194H31L30 196H28ZM129 194L134 199L133 200L131 198L132 199V200H130L131 202L132 201H134L136 203H137V201L139 202L138 206L140 205L139 206L140 210L142 209V211H143L142 214H144V212L145 213H147V212L150 213L151 212L150 215L152 216L153 215L152 212L156 211V216H155V214L153 215V216L156 217V221H157L156 225H154L155 223L154 224H152V223L150 224L149 223L151 226L152 225L153 226L152 227L151 226H149V227L146 226V228H144V226L147 223L146 224L143 223V226L142 225L140 226V224H138V221L136 222V221L133 220V218H132L133 217V215H132L133 212L132 213H129V211L127 212V206L130 205V204H128L126 206V208L123 207V205L121 204V201H122L121 199L129 196ZM22 195H20V196H22ZM42 195H44V199H43ZM145 195H147V194H145ZM20 196L18 198H20ZM22 198H24V195L22 196ZM32 199H34V197ZM36 199H34V201L38 202V201H36ZM260 199H259V201H260ZM243 200L244 201L246 200V201L244 202ZM0 201L3 202L2 200H0ZM31 201H33V200H31ZM34 201L31 202V203H34ZM241 201H243V203L241 202L240 205H239V201L236 203L237 204V207H236L237 208V210H236L237 212L235 214L234 219L232 218V219L229 220V214L225 215V213H224L223 216H221L222 215L221 213L219 215L216 214V213L215 214H211L210 216L209 215H205L207 217H205V216H204L205 218H201L200 217V219H198L199 217H197L195 219L188 218V219L185 220V218L187 217V216H185L184 217L185 222H183L184 225H183V228H182L183 232H184V227H188L187 229H195V230L197 229L201 233L200 236H202L201 238H203V241L205 243V244L203 243L204 247L206 245H210L211 242H215L217 245H219V244H221L223 242L221 240H223V237H224L225 233H232V234L235 235L234 237L236 238V240L239 241V245L235 249H233L234 254L236 255V257H238L240 255L242 250H249L254 245H262V244L264 245V239H263L262 233H261V231H262V229L264 227V221L259 219L260 217L264 216V202H262V201H264V199L262 201H260V202H258L256 200H250V202L249 201L247 202V199H242ZM1 202H0V206L2 205ZM82 202L85 203L84 204L85 206L88 203V206H87L88 210H86L85 212H84L85 208H84L83 212H81L82 208H83V207H81V203ZM122 202H124V199H123ZM134 202L132 204L133 205L135 204L134 205V208H135L137 206V204L134 203ZM184 202H186V200H184ZM125 203L127 204L128 202L125 201ZM5 204H6V200H5ZM236 204H235V206H236ZM132 208H133V206H132ZM226 209H227L226 212L228 213L229 209L228 208H226ZM231 209H233V208H230V210ZM235 209H233L234 212H235ZM72 210H74V211H72ZM129 210H131V209H129ZM140 210H138V211H140ZM1 211H2V209L0 208V212ZM33 211H31V212H33ZM69 211L70 212L72 211V212H75V213L77 212V214L79 216L78 219L80 221V223H79V221H77V228H79V230L77 228H75L76 225H72V223H74V222H70V225H69V223H68L69 221L68 220L70 219V217L72 216L71 220H72V218H75V217H73L75 215H70L71 213L69 214ZM135 211H136V209H135ZM36 212L34 214H36ZM157 212H159V214H157ZM160 212H162V213H160ZM83 213H86V214L88 213L90 216H87L86 214L84 215ZM68 214H69V217L67 216ZM130 214L132 215V216H130L131 218L129 217ZM169 214H170V211H169ZM30 216H31V213H30ZM153 216H152V218H153ZM34 217H35V215H34ZM37 217H38V215H37ZM76 218H75V220H76ZM98 218L102 221L101 224H100V222H98L99 221ZM75 220H72V221H75ZM184 220H181V221H184ZM228 220H229V222H228ZM225 221L228 222V224L224 226ZM139 223H142V222H139ZM176 223H174V224L176 225ZM75 224H76V222H75ZM102 224L104 226H106L108 224L111 225V227L109 225V227H110V232L109 233L108 232L106 233L104 231L105 229L103 230L104 226H101ZM177 224H179L177 226H180V223H177ZM159 225H160V227H159ZM170 227H171V225H170ZM29 228H30V224H29ZM104 228L107 229L108 227L106 226ZM178 228H180V227H178ZM154 229H155V231H154ZM182 229L180 228L178 231H180ZM162 231H163V228H162ZM185 231H187V230L185 229ZM116 232H113V233L115 234ZM160 232H161V230H160ZM173 232L176 234L175 231H173ZM93 233H95L97 236L94 235ZM147 233L145 235H143V237L144 236L146 237ZM179 234L177 233L176 235H179ZM132 235H133V233H132ZM132 235L130 234V236H132ZM163 235H165V234H163ZM51 236H54L53 239L57 238V242H60V241H58V239H62L63 240V244L65 246L64 249L62 248L63 245L62 246L58 245V247H56L57 246V244L55 243L56 241L54 242L53 239H52L53 240L52 241L51 240ZM91 236H93V238H91ZM95 236L98 237L99 239H101V240L98 239L100 242L103 240V242L100 243L98 240L95 239L96 243L98 242L99 245L102 244L100 246L97 245V249L96 250H94L95 248H93L94 245H96V244H94V240H93ZM154 236H156V235H154ZM172 236H170V237L167 236V238H169L168 242H170V243H168V245L165 244V245H167V248H165L164 250L162 249L163 251L161 250L162 251V253L160 252L161 254L158 253L159 254L158 255V260H156L157 256H153L154 253L151 256H148V257L146 255L147 254L146 253V247L149 246L148 245L149 243H147L145 241L149 242V240H148L149 237H146V239H144L143 237H140V238H143L142 239L143 241L139 240V242L137 244L134 243L135 241L133 242V239L130 237L132 239V242L134 243V245L136 244L137 246L132 248V249H130L131 248V247H129L130 244L127 245L128 243L126 244V242L123 241V244H124V242L126 244L124 246H127V248L129 247L128 250L126 248L128 254H129V257H128V254L126 253L127 254L126 256L128 258H126L125 255L123 254L124 251L122 253V256L124 255L123 257L126 258V260H125L126 262L124 261V258H123V261H122L121 258L118 257L119 256L118 254L122 251V250H120L119 253H118V250L120 249V247H118L119 249H116L117 250V255H118L116 257H118L120 259H118V258L116 259L114 256H112V254H113L112 253L111 256L108 257L109 260H106V262H107V264H151V262L153 261L152 264H172V263H174V264H186V262H185V260L187 259L186 257L189 256L188 254H187L188 256H186V253L190 254V252H187L186 249H189L190 246L189 247L187 246L185 238H183L185 235L184 236H183V234L180 235L181 239H184L185 242L183 240H181V239H177V238H180V236L176 237V238L174 236L173 237ZM122 237H123V235H122ZM122 237L120 235L119 238H121V239H119V240H118L117 237L114 238V239L111 238L112 245L118 246V244H119L118 242H121L120 244L123 245L121 240H124V239H122ZM163 238H164V236H163ZM173 238L177 239L176 242H175V239H173ZM7 240L10 242L12 240V236H10V237L7 236ZM35 240L38 242V245H39L38 248L36 246H33V244H32V241H35ZM50 241H51V243L53 242L56 245L55 246L54 244H51V245L55 246L56 249L57 248L59 249V246H60L61 249L60 250L57 249V252H55L53 250L54 253H53V251H52V253H48V252L51 251L50 247H53V246L50 245ZM91 241H92V243H91ZM60 243L62 244V242H60ZM189 243L190 242H188V244ZM212 244H214V243H212ZM108 245H109L108 247L107 246H105V247L108 248V249L110 248V250H111L110 244H108ZM222 245H223V243L221 244V246ZM192 246H193V244H192ZM200 247L202 248V246H199V249H200ZM204 247L202 249H200V251L203 252L204 249H207V248H204ZM39 248L43 249L44 251H47L48 255L45 256V257L44 256H40L39 255V250H38ZM106 248H105V250H106ZM161 248H164V247L162 246ZM101 249H103V248L101 247ZM199 249L197 248V250H198L197 252L198 253H199ZM219 249H220V247H219ZM93 250H94V252L96 251V253H97V254L94 253L95 254L94 255V259L91 258V255L93 257ZM110 250H108L107 252H109ZM129 250H130V252H129ZM114 251H112V252H114ZM7 252H8V248L7 247H2V249L0 247V264H6L7 254H8ZM191 252H193V251H191ZM194 252H195V250H194ZM100 253H102L101 250H100ZM115 253L116 252H114V255H115ZM106 254H108V253H106ZM98 256H102V255L100 254ZM96 259H100V258L96 257ZM102 259L105 260V258H102ZM189 261L190 260H188V262ZM220 261H222L220 264H240L239 260L230 261L228 259H226V260L225 259H221ZM106 262L104 261V262H100V263L105 264ZM199 263H200V261H198V262H195V261L189 262V264H199ZM201 263H202V261H201Z\"/></svg>",
	"mask_w": 264,
	"mask_h": 264
}]
</instances>
